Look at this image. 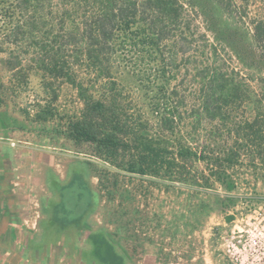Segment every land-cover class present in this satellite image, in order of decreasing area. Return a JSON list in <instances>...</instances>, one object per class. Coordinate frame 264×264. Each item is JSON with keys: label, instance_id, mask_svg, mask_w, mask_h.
I'll list each match as a JSON object with an SVG mask.
<instances>
[{"label": "trees", "instance_id": "obj_1", "mask_svg": "<svg viewBox=\"0 0 264 264\" xmlns=\"http://www.w3.org/2000/svg\"><path fill=\"white\" fill-rule=\"evenodd\" d=\"M0 2H13L18 15L4 28L7 40L0 42L1 51L3 45L31 50L30 63L41 73L50 99L34 113L23 109L24 116L35 122L56 121L74 149L89 155L82 162L86 174L97 179L94 193L82 176L57 186L60 199L63 192L73 191L71 184L83 193L75 204L79 212L65 222L85 216L95 193L99 201L106 197L111 202L113 230L101 232L92 243L93 251L108 264L109 255L97 251L106 249L102 242L113 240L122 249L123 264H131L141 246L136 229L129 234L131 249L118 242L132 219L116 214L125 197L134 204L139 195L148 193L144 181L177 183L197 192L217 182L231 191L237 168L247 169L257 159L264 162V105L253 99L249 82L213 56L216 44L228 46L247 64L225 30L233 22L241 23L240 16L232 15V0ZM193 17L201 18L203 31ZM251 23L246 40L259 67L264 65V18ZM15 49L4 52L2 63L13 71L14 79L26 83L25 73L16 72L24 55ZM257 50L263 54L259 59ZM59 84L75 90V109L62 111L53 104ZM134 88L137 96L131 92ZM3 103L0 93V107ZM246 103L253 104L250 115L245 114ZM74 181L79 184L74 186ZM241 198L221 197V208L252 206L264 199ZM226 218L231 221L233 215Z\"/></svg>", "mask_w": 264, "mask_h": 264}, {"label": "rangeland", "instance_id": "obj_2", "mask_svg": "<svg viewBox=\"0 0 264 264\" xmlns=\"http://www.w3.org/2000/svg\"><path fill=\"white\" fill-rule=\"evenodd\" d=\"M232 2L234 5L232 15L237 18L240 16L242 24L239 21L233 22L225 30L229 33L228 36L230 35L228 41H231L233 46H237V50L243 54L247 64L239 61L235 51L228 46L216 44V55L211 52L210 54L223 61L228 71L233 70V73H237V77H243L249 82L253 90V99L260 100L264 105V65L258 67L259 61L253 60L251 46L246 40V37L249 38L252 33L251 21L264 18V0H232ZM17 17L13 2H0V42L7 40L5 26L14 22ZM193 19L196 26L203 31L201 18L193 17ZM209 42H215L212 36L209 37ZM2 48L4 49L3 51L0 49V93L4 103L0 107V140L14 142L12 146L19 148V151L26 155L25 157L22 155L23 158L34 161V174H43L45 184L41 190L35 188L33 200L34 207L43 210L42 222L54 229L51 232L55 237L62 238L63 234L69 241L72 239L77 242L83 241L82 246L60 248L62 254L65 252L67 255V264H108L96 251H93L95 246L92 243L97 240L101 232L113 230L112 220L115 217L109 213L111 202L107 201L106 197L99 201L98 193L93 194V204L86 215L69 224L65 221L79 212L75 204L77 199L83 197V193L76 188L75 185L79 184L77 181H74L75 188L73 184L69 187L73 190L71 193L63 192L62 199L57 189V186L64 185L71 178L82 176L89 181L94 193L97 179L86 174L82 162L85 158H89V155L74 149L71 141L60 133V126L56 121L35 122L24 116L23 109L34 113L39 104L50 99L44 92L41 73L30 63V54L33 52L26 51V46L17 48L13 45L12 47L3 45ZM14 49L15 52L24 55L21 69L16 72L25 73L26 83L14 79L16 75L13 76V71L7 70L2 63L6 56L4 52ZM205 51L207 54L209 49ZM256 54L257 59L263 55L258 50ZM194 63L196 61L192 64ZM193 71L194 69L191 70ZM125 76L129 79L128 75ZM58 90L59 97L53 102L57 109L62 111L75 109L78 105L75 90L65 84H59ZM131 92L133 96L138 94L135 88ZM243 108L247 115L254 112L252 103H246ZM40 159L45 164H50L49 169L46 167L41 169ZM241 162L246 164L247 161ZM235 172L233 178L236 187L231 191L224 190L217 182L197 192L177 183L159 185L144 181L148 193L139 195L134 204L126 194L127 197L122 199L116 215L117 217L120 215L123 219H132V223L122 231V237L118 241L126 250L131 249L132 237L129 234H132V230L136 229L135 233L139 234L138 242L141 246L130 261L131 264H143L145 260L148 261L149 256H153V264H230L222 250L221 237L230 227L231 223L226 216L230 214L231 209L224 211L220 205V198L229 194L240 198L254 195L257 198L260 196L264 198V162L257 159L249 165V168H237ZM243 207L244 205L238 203L233 212L243 211ZM134 209L137 211L136 214L133 213ZM54 211H56V219L66 224L55 221ZM123 211L126 213L124 214ZM134 216L139 219H133ZM134 220L136 225L133 224ZM112 241L106 242L107 244L102 242V247L106 249L102 251L97 249V251L102 255L108 254L112 259L110 264H123V257L119 256L122 249L118 250ZM50 249L55 252L59 248ZM157 259L160 262H157ZM164 259L167 263H163Z\"/></svg>", "mask_w": 264, "mask_h": 264}, {"label": "crops", "instance_id": "obj_3", "mask_svg": "<svg viewBox=\"0 0 264 264\" xmlns=\"http://www.w3.org/2000/svg\"><path fill=\"white\" fill-rule=\"evenodd\" d=\"M22 155L26 156L11 141L0 140V264H67L61 249L82 246L83 241H69L63 234L55 237L54 229L42 222L43 210L34 207L33 200L45 178L34 174V161ZM39 165L49 169L50 164L40 159ZM51 247L59 249L54 252ZM153 261L149 256L143 264Z\"/></svg>", "mask_w": 264, "mask_h": 264}, {"label": "built area", "instance_id": "obj_4", "mask_svg": "<svg viewBox=\"0 0 264 264\" xmlns=\"http://www.w3.org/2000/svg\"><path fill=\"white\" fill-rule=\"evenodd\" d=\"M230 214V227L221 237L230 264H264V200L252 206L246 203L238 213L231 209Z\"/></svg>", "mask_w": 264, "mask_h": 264}]
</instances>
